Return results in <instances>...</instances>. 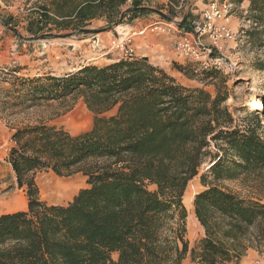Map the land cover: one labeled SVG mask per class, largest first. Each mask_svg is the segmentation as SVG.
I'll return each mask as SVG.
<instances>
[{
	"label": "trees",
	"instance_id": "16d2710c",
	"mask_svg": "<svg viewBox=\"0 0 264 264\" xmlns=\"http://www.w3.org/2000/svg\"><path fill=\"white\" fill-rule=\"evenodd\" d=\"M25 1L32 37L79 30L95 19L124 22L151 9L144 0H132L125 11L128 0ZM247 1L249 20L263 27L249 33L264 44V0ZM257 66L264 70V61ZM174 68L221 83L215 94L188 87L149 58L133 56L17 78V98L28 106L73 96L83 98L94 118L79 134L46 122L14 128L8 161L28 207L0 214V264H182L188 255L198 264H239L249 250L264 248L261 112L239 124L219 70ZM207 159L205 189L193 202L204 236L191 249L183 197ZM44 170L82 173L88 186L67 204H50L36 182ZM227 181L252 192L220 185Z\"/></svg>",
	"mask_w": 264,
	"mask_h": 264
},
{
	"label": "rangeland",
	"instance_id": "374dc122",
	"mask_svg": "<svg viewBox=\"0 0 264 264\" xmlns=\"http://www.w3.org/2000/svg\"><path fill=\"white\" fill-rule=\"evenodd\" d=\"M223 0H182L181 4H170L169 0H144L143 5L151 8L140 15H127L124 22H106L95 19L84 28L94 32L80 33L78 30L54 31L52 34H68L69 37H55L52 34L39 39L27 31L28 7L25 0H0V214L26 210L28 197L20 188L15 172L8 161L12 146L11 133L14 128L46 122L63 126L72 134L91 129L94 114L87 108L83 98L69 97L63 101L41 102L34 106L21 102L16 92L17 78H30L45 74H64L75 71L82 65H106L129 56L147 57L151 63L162 67L178 82L188 87H203L215 94V83L220 79L199 80L190 78L174 68V64L196 68V72L208 69L219 70L226 77L229 93L226 105L239 124L259 110L264 126V70L258 62L264 61V44L256 42L249 31L258 27L249 20L250 2L245 0L232 8L228 26L235 32L234 40L222 42L214 48V58L221 63L207 64L201 60L184 59L176 48L182 37L181 31L202 16L212 2ZM128 0L123 11L132 6ZM8 21V24L5 22ZM168 23L170 27L165 26ZM164 24L165 30L155 29ZM207 44L209 41L207 40ZM126 49L129 53H126ZM132 50V52H130ZM189 68V67H188ZM264 130V129H263ZM210 159L201 166L199 174L188 184L193 194L205 189L201 176L210 167ZM40 197L50 204H67L87 187V177L78 173L73 176H59L52 170L40 171L36 175ZM220 185L249 195L252 191L243 187L240 181L222 182ZM154 188V186H151ZM187 208V207H186ZM187 234L192 249L204 236V229L187 208ZM182 264H198L188 255ZM239 264H264V248L251 249Z\"/></svg>",
	"mask_w": 264,
	"mask_h": 264
},
{
	"label": "built area",
	"instance_id": "2783aa9c",
	"mask_svg": "<svg viewBox=\"0 0 264 264\" xmlns=\"http://www.w3.org/2000/svg\"><path fill=\"white\" fill-rule=\"evenodd\" d=\"M233 7L234 4L229 0L212 2L199 19L193 20L188 28L181 31L182 37L176 48L177 54L184 59L201 60L207 64L221 63L222 58H214L213 49L220 48V43L235 38V32L228 26ZM164 24L170 27L168 23ZM164 24H158L160 26L154 28L164 31L166 28ZM126 53H129V50L126 49Z\"/></svg>",
	"mask_w": 264,
	"mask_h": 264
},
{
	"label": "bare ground",
	"instance_id": "6f19581e",
	"mask_svg": "<svg viewBox=\"0 0 264 264\" xmlns=\"http://www.w3.org/2000/svg\"><path fill=\"white\" fill-rule=\"evenodd\" d=\"M259 106V109L263 110L264 106L261 104ZM183 201L186 207L190 209V212L193 213V194L187 190L183 197Z\"/></svg>",
	"mask_w": 264,
	"mask_h": 264
},
{
	"label": "water",
	"instance_id": "95a60500",
	"mask_svg": "<svg viewBox=\"0 0 264 264\" xmlns=\"http://www.w3.org/2000/svg\"><path fill=\"white\" fill-rule=\"evenodd\" d=\"M77 32H80V33H89V32H94V30L92 29H87V28H82V29H79ZM46 35H41L39 36L38 38L41 39V38H45ZM52 36H55V37H69L71 36L70 33L68 34H52Z\"/></svg>",
	"mask_w": 264,
	"mask_h": 264
}]
</instances>
